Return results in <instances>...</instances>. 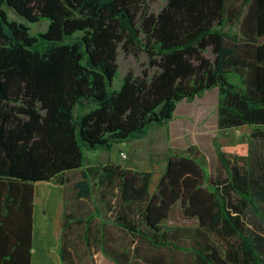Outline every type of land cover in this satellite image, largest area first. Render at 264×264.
I'll return each instance as SVG.
<instances>
[{"label": "trees", "instance_id": "1", "mask_svg": "<svg viewBox=\"0 0 264 264\" xmlns=\"http://www.w3.org/2000/svg\"><path fill=\"white\" fill-rule=\"evenodd\" d=\"M0 0V264H30L35 183L63 186L61 264H264V185L248 155L218 151L212 179L190 155L152 171L108 161L94 183L100 208L66 209L93 196L83 149H109L166 124L176 104L217 88V128L264 138V0ZM8 8L43 31L10 18ZM235 26V27H234ZM147 57L118 77V49ZM210 51V56L206 52ZM195 226L165 225L173 205ZM72 224L81 230L71 238Z\"/></svg>", "mask_w": 264, "mask_h": 264}, {"label": "rangeland", "instance_id": "2", "mask_svg": "<svg viewBox=\"0 0 264 264\" xmlns=\"http://www.w3.org/2000/svg\"><path fill=\"white\" fill-rule=\"evenodd\" d=\"M167 0H147L146 9L148 12H158ZM10 18L22 21L29 25L32 33L45 30L48 20L42 19L37 23H30L19 16L12 8H8ZM210 56V51L206 52ZM118 77L117 83L124 74L132 71L140 74L147 62V57L143 52L136 55L125 52L121 47L118 49ZM217 88L207 91L201 97H195L192 101L185 99L179 101L174 109L173 117L164 125L152 127L147 135L133 140L121 141L112 145L109 149L93 150L83 149L84 164L90 172L93 196L91 199L81 202L71 201V184L81 178V169L68 172L64 177L69 178L68 208L76 215H85L94 212V208H100V217H107L103 204L99 202L97 186L94 178L101 165L110 161L119 162L124 166L152 171L150 191L156 189V184L161 176V172L166 164L167 158L172 153L187 154L194 157L204 168L205 175L208 174L213 179L216 175L219 161L218 151H226L230 158L238 155H248L249 162L252 163V175L258 179V183L264 185V138L250 137L252 127L243 126L240 128L218 129L217 121ZM120 150L124 151L127 157L120 155ZM235 160V158H233ZM37 204L43 205L44 195L38 192ZM264 204V202L262 203ZM38 208L40 209L39 205ZM62 209V206H61ZM38 211V210H37ZM59 219V217H58ZM246 222L250 230L260 232L264 235V220L257 214L249 211L246 215ZM197 221L194 218H187L183 215L180 202L175 203L169 213L165 225L169 226H195ZM81 228L72 224L66 230L68 236L76 237ZM93 264H113L109 257H106L97 245L93 247Z\"/></svg>", "mask_w": 264, "mask_h": 264}, {"label": "crops", "instance_id": "3", "mask_svg": "<svg viewBox=\"0 0 264 264\" xmlns=\"http://www.w3.org/2000/svg\"><path fill=\"white\" fill-rule=\"evenodd\" d=\"M110 161L112 160L110 159ZM84 166L86 168V164ZM35 185L38 186V192L44 195V199L42 200L43 205L40 202L37 204V194L35 193L30 264H61L57 249L61 235L63 186L51 181H41ZM111 261L115 264L113 260Z\"/></svg>", "mask_w": 264, "mask_h": 264}, {"label": "built area", "instance_id": "4", "mask_svg": "<svg viewBox=\"0 0 264 264\" xmlns=\"http://www.w3.org/2000/svg\"><path fill=\"white\" fill-rule=\"evenodd\" d=\"M120 154H121V156L124 157V158L127 157L126 153H124V152H122V151L120 152Z\"/></svg>", "mask_w": 264, "mask_h": 264}]
</instances>
